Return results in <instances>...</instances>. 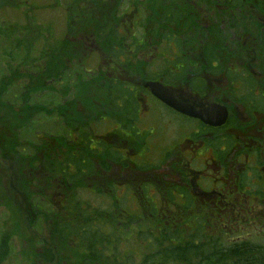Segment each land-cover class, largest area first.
Wrapping results in <instances>:
<instances>
[{
  "label": "rangeland",
  "instance_id": "rangeland-1",
  "mask_svg": "<svg viewBox=\"0 0 264 264\" xmlns=\"http://www.w3.org/2000/svg\"><path fill=\"white\" fill-rule=\"evenodd\" d=\"M46 1L49 7L43 6L42 0H4L2 1L4 7L0 9V23L15 24V26H11L12 29H9V31L15 30L14 33L11 35L1 33L0 36V94L2 95L0 97V146H13L17 152L21 153L20 155H26L18 156L10 153L9 156L7 152L3 153V151H7V148H4L3 151L0 149V264H73V261L83 260L85 258L84 246H89L88 242L82 240L79 242L77 239H73L70 244L67 241L66 243L51 242L48 230L53 219L83 215V209L90 211L91 207L95 208L93 210H97L98 217L109 215V212H114L113 210L117 214L118 211L117 223L113 224L110 221V216L108 220L106 219L107 223L110 222L116 230L112 231V234L101 235L100 241L117 243L115 254L117 252L119 256H128L132 264H210V262L198 261L196 258H191L188 263L179 261L178 257H174L172 254L173 246H170V241L159 234L158 228L164 218L168 220L167 225L170 227L176 225L177 233L180 235L184 231L190 230L195 216L204 215L206 212L205 218L207 219L209 213L202 207L200 201L189 202L183 210L182 206L176 202V193L172 190V182L164 177L169 167L165 159L177 157L190 146L182 140L181 134L173 124L175 122L174 115L168 114V118L160 119L161 121L157 118L160 123H158L154 136H151L150 148L145 154H142L144 147L138 139H135L131 149L134 164L129 165L130 168L133 166L134 176L133 181L127 186L130 188L135 186L138 189L139 185H145V195L153 199L155 207H149L144 201L143 193L140 197L131 198L128 192L118 187H116L115 195L112 196L117 197V200L120 197L124 198L119 199L115 205L108 190L99 188L95 192L98 183H92L90 178L86 177H80L78 182L59 190L58 187H55L56 173L48 171L54 168L58 170L57 165L62 157L60 154L68 152L66 149L69 147L72 148L74 155L83 150L81 145L75 144L77 140L71 145H67L63 141L60 143L51 140L48 137L50 132L67 127L70 121L76 123L73 127L76 130L80 127V123H86L95 115H104L106 112L109 115L117 113L116 107L114 108L113 103L107 99L104 93L106 87H103V81L106 82L108 78L114 77L113 70L110 69L112 62L107 56L110 55L109 51L119 47L123 53H126L129 49L127 38H124L121 43L118 42L113 38L110 29L103 34L102 38L97 37L98 40L94 43L97 50L91 53L93 56L89 57V53H83L78 58L83 67L90 69L89 72H85L84 85L79 82L75 84L77 81L74 83L69 81L66 85H53L54 97L59 99L57 105L50 104L49 99L45 97L40 100L39 92L36 95H30L33 98L28 101V95L23 96L24 90L28 86H21L19 94V90L15 87L31 78L37 81V73L40 74V72L35 69L39 64L38 53L44 46V39L46 38L49 43H52L51 37L57 41L62 36L66 15L71 12L77 14L78 5L86 6L87 9L81 11L89 17L88 19L92 17L87 13L88 10L96 12V9L100 11L104 8L105 4L110 5L111 7L104 11L107 18L102 19L126 23L125 27L130 30V34H132V29L129 28L126 18L131 19L135 16L139 18L138 14L143 17L148 36L144 34L141 50L132 56L133 61L142 63L151 52L153 53L150 56L152 60L156 51V41L162 35L170 34L169 38L175 35V38L181 42L183 52L181 51L180 55L188 57L187 61L190 65H196L200 70H203L207 65L203 60L204 46L209 44L217 57V66L220 70L247 68L248 71L258 75L260 70L256 66L261 58L254 52L255 46L253 50V40L257 38L259 28L264 27V0H241V6H238L239 10L235 14L233 13L229 22H227V14L220 8L214 11L209 8L211 6L205 0H194L192 4L197 5L196 10L199 6V11L191 14L193 17H198L201 22L188 23L184 21L185 23H176L175 25L160 22L159 18L163 8L174 7L171 4L161 7L160 0H138L137 2L144 7L138 6V9H134L131 6L129 11L125 8V3L133 4L132 0H73L66 6H62V4L69 0ZM213 2L214 5L219 4V0H213ZM120 4L123 7L117 8L116 5ZM40 5L41 9H39ZM25 6L27 7L24 9ZM65 7L68 9L64 12ZM181 9L186 10L185 7ZM26 18L27 21H25ZM35 19L43 22L40 23L43 24L40 29L44 32V36L39 34L38 36L42 38H36V44L26 53L20 42L28 41L30 37L28 33H31L33 25L39 26L38 23H35ZM103 20L99 18L95 21L103 23ZM71 21L74 20H70V23H72ZM119 24L117 23V25ZM4 28L8 29L9 27L4 26ZM140 28H142V23H140ZM83 29L88 32L86 27ZM0 30L2 29L0 28ZM138 35L139 31L136 30L135 40L142 36ZM148 39L149 41L146 43ZM169 47L171 48V46ZM184 52L187 56L184 55ZM42 55L40 54V57ZM245 58L249 64L244 61ZM129 65L130 63L125 68L127 69ZM15 68H18L15 78L7 80L6 77ZM123 73L120 76L125 79L127 71L124 70ZM126 79L128 80L127 77ZM209 80L212 85L226 84L224 76L211 74ZM36 85L38 88L45 87L42 86V79ZM31 88H35V86ZM141 92L144 91L141 90ZM141 104L144 105V108L139 109L137 116L145 119V124L140 126V123L139 130L146 131V137L149 128L155 127L151 121L156 118L154 106L157 109V104L150 99L148 103L144 101ZM229 109L234 121L243 119L244 111L236 101L229 102ZM124 113L125 110L122 115ZM148 113H151L149 118ZM59 117L63 119V122L59 121ZM107 124L109 123L106 122L101 127L103 128ZM258 126L264 127V118L260 123L254 125V128L258 129ZM32 127L33 133H30ZM228 131L229 129H226L223 132ZM70 132H72L71 129ZM229 133L237 140L241 132L232 128ZM45 137L48 138H46V142H48L46 146L45 143H40ZM121 139L124 138H116L119 150L120 146L130 145ZM51 148L55 149L54 154L48 153ZM253 148L260 150L257 154L259 160H263L264 145L256 144ZM165 155L166 157H164ZM232 160L236 164L231 167H236V165L239 169L244 167V163L236 161L235 158ZM121 161L123 164L129 162L125 154L124 157H121ZM147 163L152 166L143 168L137 166V164ZM50 166H52L51 169ZM205 170L209 173L212 171L210 168ZM123 171L121 164H118L113 171L114 175H111L110 172L105 175L112 179L113 176L122 174ZM212 173L216 175V178L221 179L218 169V174L215 171ZM212 173H210L212 178H215ZM244 179L249 180L246 176ZM255 188L257 189V187ZM85 202H87V207L83 208L82 204L85 205ZM74 206H80L83 209L79 207L76 211L70 212ZM120 209H125L123 216H120ZM151 211H157V214ZM251 220H247L248 225L244 226L239 233L243 235L242 240L244 239L240 244L245 248H258L260 251H264V220L256 224H252ZM203 221L206 222L205 219H197L202 230L206 229L202 225ZM212 223L213 221L208 220L205 225L210 227L212 236H215L219 231ZM138 229L143 230L140 236L137 234ZM201 229L195 232L192 229V233L196 237H201ZM197 232L200 233L197 234ZM170 233L167 235H174L172 231ZM75 236H77L76 238L80 237L79 235ZM91 238L97 239L96 236H91ZM221 238L217 239L219 241L217 245L228 247L227 239L222 236ZM46 249L51 255L49 259L41 258L47 253ZM109 253L110 251H106L104 255ZM39 254L42 255L39 256ZM213 264L224 263L214 262Z\"/></svg>",
  "mask_w": 264,
  "mask_h": 264
},
{
  "label": "trees",
  "instance_id": "trees-1",
  "mask_svg": "<svg viewBox=\"0 0 264 264\" xmlns=\"http://www.w3.org/2000/svg\"><path fill=\"white\" fill-rule=\"evenodd\" d=\"M2 1H0V9L4 7L2 6ZM72 1L73 0H69L68 2L62 4V6L68 5ZM192 1L194 0H160V3L162 4L160 5L161 7H165L166 4H171L174 6L170 8H163L164 10L163 12H161L159 18L160 22L171 23L172 25H175L176 23H185L184 21L188 23H195V21L201 22L198 17H193V15L191 14L199 11V6L196 10L197 5H193ZM205 2H207L209 6H211L209 8H211L212 10L217 11V8H220L222 12H225L227 14V22L232 19L233 13L235 14V12L239 10L238 6L241 4V0H219L218 5H214L213 0H205ZM24 3H27V1H24ZM128 4H130V2L125 3V8L128 11L130 10L131 6L134 9H138V6H141V8L144 7L139 2H133V4H130L131 6H129ZM42 5L49 7V4H47L46 0H42ZM27 6H25L24 9ZM116 6L117 8L123 7L122 4ZM110 7V5L105 4V7L100 11H98L97 9L96 12H94L93 10H88L87 13L92 15L90 19H88L89 17L81 11L83 9H87L85 5H78L79 10L77 14H73L71 12L69 15H66L65 23H63L62 36L57 41L51 37L52 43H49L46 38L44 39V46L38 53L39 64L35 69L36 71L40 72V74L37 73V81H34L31 78L27 82H24L22 85H19L15 88L19 90V94L21 91V86H28L24 90L23 94V96L28 95V101L33 98L30 95H36V93L39 92L38 97L40 100L45 97L49 99L50 104L57 105L59 103V99L58 97H54L55 93L53 85H66L69 81H71V83L77 81L75 84H78L79 82V84L81 83L82 85H84L85 72H89L90 69L83 67L82 62L78 61V58H80L83 53H89V57L93 56L91 53H94L97 50L94 44L98 40L97 37L102 38L103 34L110 29L112 30L113 38L118 42L121 43L123 42L124 38H127V45L129 49L126 51V53H123V51L119 47H117L118 49H112L109 51L110 55L107 56L112 62L110 69L113 70L114 77L108 78V81L106 82L103 81V87H106V91L104 93L107 96V99L113 103L112 105L114 106V108L116 107L115 111L117 113L114 112L115 114L109 115L106 112L104 115H95L86 123H80V127H78L76 130H74L73 128L74 124L76 123L74 121H70L67 127L65 126L58 131L50 132L51 134H48V137L51 140L59 141L60 143H62L61 141H63L67 143V145H71L73 142H75V140H77L75 144L81 145L83 147V150L79 151L78 149L79 153L77 155H74L72 148L68 146L69 149H66L68 150V152L60 154L62 155V157L61 160H59V164L57 165L58 170L56 168L51 169L52 166H50L51 170L48 171L51 173H56L57 179L55 187H58L59 190H61L62 188H67L68 186L78 182L80 177H86L90 178L89 180L92 181V183H98V187L95 188V192L98 191L99 188L108 190V192L111 193L113 204L115 205L117 204L119 199L124 198L120 197L117 200V197L112 196L113 194L115 195L117 189L116 187H118L119 189H123L128 192L131 198H136V196L140 197L141 193H143L144 201L151 208V206L155 207V203L153 202V199L151 197L145 195V185H139V188L137 189L135 186L134 188H130L125 184L126 181H133L131 177L134 176V173H127L130 168L129 164H134L132 155L129 156V162L123 164L121 161V157H124V154L127 159L129 149L135 142V139L141 141V145H143L144 147L142 154H145V152L150 148L149 144H151L150 140L151 136L153 135V133L149 131V133H147V136L145 137L146 131L139 130V127L143 125L141 121L142 118L140 116H137L139 109L142 108L141 103L143 102L142 97L139 96V94H142L141 90L143 82L139 78H143L147 81L161 80L165 84L170 85L176 82V76L183 77L185 79V75H188L191 71L196 70L197 67H191L193 65H190V63L187 61L188 57L186 58L185 56L180 55L181 51L183 50L181 49V42L179 39L175 38V35L169 38L170 34L162 35L160 39L157 38V52L152 60L150 59V56L152 55L151 52L147 55V58L142 61V63L136 60L133 61L132 56L134 54H137L141 50L144 34L148 36L144 19L138 13L137 14L139 15V18H136V16L132 17L131 19H128V17L126 18L128 20L127 24L129 28L132 29V34H130V30L125 27L126 23H121L117 20L104 21L102 19L107 18L104 11ZM184 7L186 9L185 11L181 9H184ZM41 8L42 6L39 9ZM67 9L68 7H65L64 12ZM93 17L95 20H98L100 18L105 24L96 22ZM72 19L75 22L71 21L72 23H70V20ZM25 21H27V18L25 19ZM35 23H38L39 26L33 25L31 33H28V35L30 36L28 38V41L24 40L23 42H20L23 51L26 53L32 48V46L36 44V38H42L38 36L39 34L41 36H44V32L40 29L41 25H43L40 23L43 22L41 20L35 19ZM117 23L120 24L117 25ZM140 23H142V28H140ZM4 26H8L9 28L5 29ZM11 26H15V24L0 23V28L2 29L0 30V36L1 33H5L7 35H11L12 33H14L15 30L9 31V29H12ZM83 27H86L88 32H86ZM136 30L139 31V35H142L137 38V40H135L134 38ZM148 41L149 39L146 41V43ZM81 42L85 43L80 44ZM46 45L47 47L45 48ZM169 46H171V48ZM204 50L205 53L203 60H205V64L208 65L206 66L213 72L224 73L226 82L225 87L228 86L227 90L231 95L234 96V99L240 102L247 110H249V112H252L253 108L256 107H258L259 111H264V27L259 28L258 36L253 40V50L255 53L259 54L261 58L258 60V64L256 66L260 70V74L258 75L249 72L246 68H228L227 70L222 71L217 66V57L214 54L213 48L209 44H206V46H204ZM40 54L43 55L40 57ZM184 55L187 56L186 52H184ZM244 61L248 62L249 64V61L246 58ZM128 63H130V65L126 69L125 67L128 66ZM143 68H147L148 71H146V73L139 74L137 70ZM17 70L18 68H15L13 72L11 71L10 75L7 76L6 79L12 80L13 78H15ZM124 70L127 71V74H125V79L121 78L120 76L124 74ZM126 77L128 78V80L126 79ZM40 79H42V86H45L44 88H38V86L36 85V83L39 82ZM34 86L35 88H31ZM193 86L195 88H198L197 86L201 87L202 83L196 79H193ZM6 92L8 93L10 91ZM1 96L2 95L0 94V97ZM124 110L125 113L122 115ZM159 114L160 117L163 115L168 116V114L176 116L169 108H163V110H161ZM59 121L63 122V119L59 117ZM106 122L109 124L102 128L101 125L105 124ZM140 123L141 125L139 126ZM70 129L72 132H70ZM32 131L33 127L31 128L30 133H33ZM125 135H127V137ZM46 138L47 137L40 141V143H45V146L46 143H48L46 142ZM116 138H124L121 139V141L123 140L129 143L130 145L126 146L129 148L120 146L119 150ZM221 142L222 139L216 142L207 140V143H213L214 145ZM4 148H7V151H3ZM0 149L1 151H3V153L7 152L9 156L10 153L16 154L18 156H26L25 154L20 155L21 153L17 152L16 148H13V146L7 147L5 145H2L0 146ZM54 151L55 149L51 148V150H48V153L54 154ZM6 155L5 159L7 158ZM251 158L254 159V162H258L262 166L264 165L263 163H261L264 162V160L261 161L260 159L259 161L258 154H249V162L246 165L247 169L250 168L252 163H254L250 161ZM118 164H121V166L123 167V173H119L118 175L113 176L112 179L107 178V175L105 174L110 172L112 173L111 175H114L113 171L115 170V168H117ZM137 166L139 168H143L145 166L152 165L150 163H147L139 165L137 164ZM85 203V205L82 204L83 208L87 207V202ZM79 207L80 206H74V209H70V212L76 211V209ZM91 208L92 209L90 211L88 209H83V215H79L73 218L64 216L58 219H53L48 230L51 242L61 241L62 243H66L67 241L70 244L73 239H77L79 242L80 240L88 242L89 246H84L85 251L83 252V254H85V258L83 260L73 261V264H132L128 256H119L117 252L115 254L117 243L100 241L101 235L112 234V231L116 230L111 226L110 222L109 224L107 223V220L110 216V221L113 224L117 223L118 211L117 214L115 210H113L114 212H109V215L105 214L103 215V217H98L96 215L97 210H93L95 209L93 207ZM152 213L157 214V211ZM124 214L125 209H120V216H123ZM164 219L162 220V222L164 221ZM168 227L170 226H166L167 234L170 233V229ZM141 232H143V230H137V234L139 236ZM159 234L160 236H162L160 230ZM75 235H79L80 237L76 238L77 236ZM91 236H96L97 239L91 238ZM163 237H165L167 241H170V246H173L172 254L174 257L177 256V248L174 247L173 243H171V239L175 238L176 236L165 235ZM97 250H100V252H97ZM203 250H208V252L212 256L206 253L200 254L201 252L197 250V257L199 260L201 259L202 261L210 262V264H213L214 262H222L224 264H264V251H260L258 248L250 249L245 248L242 245L240 247L234 246V248H224L220 247L219 244L217 245L216 240H213L212 245L209 247H206L203 244ZM106 251H110V253L104 255ZM41 255L42 254H39V256ZM112 257H114L115 259ZM41 258H51L49 250H47V253L42 255Z\"/></svg>",
  "mask_w": 264,
  "mask_h": 264
},
{
  "label": "flooded vegetation",
  "instance_id": "flooded-vegetation-1",
  "mask_svg": "<svg viewBox=\"0 0 264 264\" xmlns=\"http://www.w3.org/2000/svg\"><path fill=\"white\" fill-rule=\"evenodd\" d=\"M137 3L138 0H132ZM131 6L130 4H128ZM81 42L80 44H84ZM157 49L155 51V54ZM153 54V53H152ZM155 54L153 56H155ZM191 67H196L193 65ZM247 69V68H246ZM252 70V69H251ZM139 74L146 73L147 68L137 70ZM253 71V70H252ZM137 72V73H138ZM251 72V71H249ZM211 74L224 76V73L213 72L207 66L200 70L197 68L191 71L188 75L183 77L176 76V82L174 84H165L161 80H148L161 83L167 88L173 99L184 105V110L190 113L191 111H205L208 108H212V105H218L224 107L226 110V121L220 126H214L209 122H214L215 119H209L204 122L200 118L182 113L172 108L171 106L160 101L153 96L148 87L144 86L147 80L139 78L142 83V97L143 102L148 103L149 99L153 103L157 104L155 115L156 118L151 122L155 127H150L149 131L155 133L160 123V119L168 118V116H161L159 112L163 108H169L172 110L175 122L173 123L177 131L181 134L182 140L189 144L183 153L175 158L165 159L169 165L167 172L165 173V179H169L172 182V190L176 193V202L180 204L183 210L186 208V204L194 203L193 201H200L202 207L209 213L207 219L205 214L201 216H195L194 222L189 228V231H184L183 234H178L176 225L174 227H168L170 231L174 232L175 238L171 239L174 247L177 248L178 260L184 263L191 261V258L197 257V250L201 253L210 254L208 250H203V244L206 247L212 245V241L223 238L227 239V246L234 248V246L240 247V242H243V235L239 234L243 227L248 225L247 220L252 219V224H256L264 220V165H260L258 162H254L251 158L250 161L254 162L250 168H246L249 162L248 156L256 155L260 152L259 149L253 148L254 145H264V127L258 126V129L254 128V125L260 123L264 118V111H259L258 107L253 108L252 112H249L240 102L234 99V96L228 92V88L225 87V83L220 85H212L209 80ZM193 79L202 83V86L195 88L193 86ZM216 81V80H213ZM236 101L243 109L242 120H233L232 114L229 109V102ZM144 105L142 104V109ZM151 113H148V118ZM245 115V116H244ZM152 117V116H151ZM160 120H158V119ZM185 119V121H184ZM156 120V121H155ZM144 124L145 119H141ZM227 127V128H226ZM238 129L241 132L237 140L229 133L231 129ZM229 129L228 132H223ZM120 135V134H119ZM127 137V135H125ZM154 136V135H152ZM180 136V137H181ZM221 143H207V140L220 141ZM132 146L129 149L127 159L130 161ZM206 153H208L206 155ZM166 157V155L164 156ZM233 158L240 163H244V167L239 169L231 167L235 162ZM242 158V159H241ZM264 160V158H263ZM261 160V161H263ZM260 161V160H259ZM264 164V162H261ZM208 165V166H206ZM205 166V168H204ZM211 169L212 173L217 169L220 172L221 179L216 178V175L212 178L211 174L205 169ZM128 174H133V166L127 171ZM218 174V173H217ZM248 177L249 180H245L244 177ZM218 177V176H217ZM133 179V176L131 177ZM132 180L126 181L128 185ZM257 187V189L255 188ZM197 219H205L202 225L206 228L201 229V224L197 222ZM208 220L213 221L212 224L216 226L219 232L217 235L212 236L207 225ZM189 225V220H188ZM167 220L164 219L159 226V230L162 236L167 235ZM194 227V228H193ZM193 231L202 230L201 237H196ZM215 229V227H214ZM216 230V229H215ZM214 231V230H212ZM200 232H197V234ZM183 253V254H181ZM200 253V254H201ZM211 255V254H210ZM212 256V255H211Z\"/></svg>",
  "mask_w": 264,
  "mask_h": 264
},
{
  "label": "water",
  "instance_id": "water-1",
  "mask_svg": "<svg viewBox=\"0 0 264 264\" xmlns=\"http://www.w3.org/2000/svg\"><path fill=\"white\" fill-rule=\"evenodd\" d=\"M145 87H148L150 89V92L153 96L158 98L160 101L164 102L165 104L171 106L172 108L176 109L177 111H180L182 113H186L188 115L198 117L202 119L204 122H207L209 119H215L214 122H209L210 124L214 126H220L226 121V110L224 107H219L218 105H212V108H208L205 111L197 112V111H191L188 113L185 111V108L188 107H182L184 105L176 102L171 94L168 92L167 88L164 87L161 83L156 81H148L144 83Z\"/></svg>",
  "mask_w": 264,
  "mask_h": 264
}]
</instances>
